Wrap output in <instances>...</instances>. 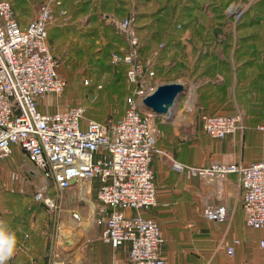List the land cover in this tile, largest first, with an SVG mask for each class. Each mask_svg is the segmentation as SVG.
<instances>
[{
  "label": "built area",
  "instance_id": "built-area-1",
  "mask_svg": "<svg viewBox=\"0 0 264 264\" xmlns=\"http://www.w3.org/2000/svg\"><path fill=\"white\" fill-rule=\"evenodd\" d=\"M52 16L50 3H45L21 29L11 3L0 0V160L18 147L36 174L60 191L82 184L90 189L91 182L96 181L94 210L100 239L113 249L127 245L129 264H167L160 254L163 238L157 222L141 215L157 205L151 168L157 133L153 114L144 111L141 102L158 84L153 59L140 57L136 16L129 13L119 21L127 48L113 56V62L126 68L132 95L123 116L103 124L85 121L81 107L53 114H43L37 108L39 97L59 96L66 86L48 43L47 25ZM202 128L209 138L223 140L245 127L238 115H210L203 117ZM255 130L264 133V123ZM172 168L205 183L235 175L245 226L264 232V161L248 165L213 163L208 167L174 162ZM71 179H76V184L67 186ZM89 189H84L85 195ZM33 200L49 210L56 209L44 187L36 190ZM202 215L207 221L224 222L228 208L209 205ZM259 246L264 249V239ZM233 252L230 246L226 254L232 256ZM54 258L53 264L61 263V256Z\"/></svg>",
  "mask_w": 264,
  "mask_h": 264
},
{
  "label": "crops",
  "instance_id": "crops-1",
  "mask_svg": "<svg viewBox=\"0 0 264 264\" xmlns=\"http://www.w3.org/2000/svg\"><path fill=\"white\" fill-rule=\"evenodd\" d=\"M135 1V14L154 15L152 18L159 17L160 20H167V15H187L185 18L189 20V18L193 19L194 15H205L209 12V0ZM217 1L222 6L225 3V0ZM55 4L57 5L54 10L56 19L60 14L71 13L73 23L84 29L99 27L109 29L112 25L118 28L119 21L133 9L128 0H56ZM214 10L217 12L218 7L213 8ZM140 18L143 21L145 19L144 16L138 17L137 25H140L138 23ZM159 23L153 25V30L167 27L163 25L164 21ZM136 24V32L142 34L140 27L137 30ZM19 26L23 29L27 25L23 27L19 24ZM171 42L169 46H173L174 50L168 55L162 54L164 59L160 61L161 68L163 64L174 62L172 73L178 69L185 71L189 68L192 70L193 77L210 79L208 83L205 82L206 84L199 82L193 87L195 95L200 93L201 101L205 99L210 103L206 107L207 111L213 115L240 113L245 118L247 127L243 136L229 137L222 141L208 140L197 148L193 147L195 152L199 150L200 161L179 159L178 163L190 167H208L213 163L229 164L241 161L244 164H251L264 161V134L254 129L256 125L264 123V38L227 37L197 41L189 38ZM48 43L51 48L49 38ZM186 45L204 46L198 51L200 55L198 54L197 60L192 54L188 56L191 59L190 62L195 63L193 66L187 62L185 50L181 49ZM144 47V50L148 49ZM209 47L210 50L214 47L215 53L209 51ZM153 52L149 58L154 59ZM39 99H37L39 112L53 114L54 109L51 108L52 112H50V108L45 107ZM170 116L171 114L166 117L170 118ZM165 133L169 134V129L161 132L162 135ZM168 153L170 154H164V156L154 155L152 159L151 168L158 194L157 205L151 209L150 213L143 215L145 218L156 221L160 226L163 237L160 254L167 264H264V249L259 246V242L264 239V232L245 226L242 198L236 185V176L228 175L214 183L195 179L188 182L180 180L169 162L174 152ZM94 182L97 185V182ZM172 184H176L174 197L170 194ZM81 196L84 198L83 191ZM30 200L35 202L33 199ZM13 202L14 204H9L5 211L6 216H1L0 210V219L6 220L17 231L19 238L17 251L7 264H51L55 249L52 247L53 230L33 228L29 217L25 216L26 212H30V207H27L26 202L19 198L18 201ZM218 204H224L228 208L226 222L204 219L203 209L206 206ZM127 214L133 215L134 212H127ZM91 221L90 219L87 225L82 224L84 225L81 229L83 233L90 230ZM35 225L38 226L39 223L35 222ZM170 238L181 239L180 243L184 248L181 255L175 252L174 248V244L179 242L176 240L173 242ZM234 241H238V244L235 245ZM84 242L85 240H82L79 247L73 251L75 253L73 264H129L128 246L125 245L119 249L111 248L100 239L99 229L91 231L88 241ZM83 243L84 245H81ZM57 246H61L60 243H57ZM230 246L234 249L232 256L226 254Z\"/></svg>",
  "mask_w": 264,
  "mask_h": 264
},
{
  "label": "rangeland",
  "instance_id": "rangeland-1",
  "mask_svg": "<svg viewBox=\"0 0 264 264\" xmlns=\"http://www.w3.org/2000/svg\"><path fill=\"white\" fill-rule=\"evenodd\" d=\"M6 1H9L13 6L14 16L23 27L38 15L43 4L50 3L51 5L53 16L47 25V36L52 54L57 62V72L64 79L66 86L59 96L45 95L39 97L40 99H38L44 103V106L50 108V112L53 108L54 113L71 107H81L85 121H95L100 124L109 119L117 120L121 118L126 110L127 101L132 95V86L126 79L125 66L120 62H113V56L123 53L127 48L124 34L115 25H112L109 29H101L100 27L84 29V27L73 23L71 13L60 14L56 19L54 12L57 6L55 4L56 0ZM224 2L222 6L218 4L217 0H209V12L205 15H194L192 16L193 19L189 18L187 20L185 18L187 15H167V20H160L159 17L152 18L154 15L135 14L136 1L128 0L129 5L133 8L128 13H133L137 20L138 17H145L144 21L141 18L138 21L140 25L136 24L137 30L140 27L142 33L140 34L137 31L140 45L148 48L144 50L142 47L140 57L142 59L149 58L153 51V55L156 54L153 56L155 59H153V65H155L153 69L157 84L180 83L185 89L182 96L171 108L170 118L152 115V124L157 133L152 159L154 155H169L168 152L172 151L174 153L171 161H169L171 165L174 162L178 163L179 159L198 162L201 158L200 152L198 149L195 152L193 147L197 148V146L208 140L222 141L211 139L204 133L202 119L205 116L213 115V113H209L206 108L210 103L205 99L201 101L200 93L195 95L193 92L194 85L199 82L208 83L210 79L193 77L191 75L192 70L189 68L185 71L178 69V71L172 73L174 62L163 64L164 66L161 68L160 61L164 59L162 54L168 55L174 50L173 46H169L172 40L178 41L191 38V40L197 41L198 39L209 40V38L227 37L264 38V0H225ZM215 7H218L217 12L213 11ZM161 21H164L163 25L167 27L153 30V25L160 24ZM203 47L186 45L181 49L185 50L187 62H190L191 59L188 56L192 54L197 60L200 55L198 51ZM209 51L215 53V48L212 47L210 50L209 47ZM194 64L192 62L190 66ZM237 115L242 118L245 128L226 138L243 136L247 129L245 118L240 113L220 115ZM167 129L170 133L162 135L161 132ZM238 162L244 164L241 161ZM175 175L180 180L187 182L191 179L204 182L177 171ZM90 186V189L88 188L89 192L84 198L80 194V188H68L62 191L56 189L53 182L46 181L42 176L36 174L35 169L26 161L22 151L15 147L8 158L0 160L1 216L7 215L5 211L8 209L9 204H14L13 201H18V198L24 200L27 207H30V212H26L25 216L29 217L32 227L53 230L52 247L53 249L55 247V253H52L51 264H53L56 255L61 256L64 264H73L75 253L72 250H69L71 253L63 250L61 246H57V243H60V238L65 235H71L77 237L79 241L85 240L87 242L90 232L98 229L95 210L91 214V210L97 202L96 183L92 181ZM40 187H44L46 195L54 200L56 209L49 210L45 206L37 205L39 202L35 203L30 200L33 199L34 193ZM175 190L176 184H172L170 190L172 197L176 196ZM75 211L78 213L80 220L82 218H84V222L92 220L89 231L83 233L81 229L84 225L80 227V225L77 226L78 224L74 223L71 214ZM151 211V209L143 211L141 215L148 214ZM35 222H38L39 225L36 226ZM170 224L173 225L174 223ZM83 235H85V238H83ZM170 239L173 242L175 240L179 242V244H174V248L175 252L177 251L181 255L184 250L183 244L180 243L181 239ZM84 243L81 245H84Z\"/></svg>",
  "mask_w": 264,
  "mask_h": 264
},
{
  "label": "water",
  "instance_id": "water-1",
  "mask_svg": "<svg viewBox=\"0 0 264 264\" xmlns=\"http://www.w3.org/2000/svg\"><path fill=\"white\" fill-rule=\"evenodd\" d=\"M184 87L180 83H168L158 85L155 91L142 100V107L157 117H166L169 115L175 102L182 96ZM76 179L69 180L66 185L74 186ZM81 241L71 235H65L60 238V244L65 251L74 250L79 247Z\"/></svg>",
  "mask_w": 264,
  "mask_h": 264
},
{
  "label": "clouds",
  "instance_id": "clouds-1",
  "mask_svg": "<svg viewBox=\"0 0 264 264\" xmlns=\"http://www.w3.org/2000/svg\"><path fill=\"white\" fill-rule=\"evenodd\" d=\"M27 238V234H25ZM19 244L17 231L0 219V264H7L15 255Z\"/></svg>",
  "mask_w": 264,
  "mask_h": 264
},
{
  "label": "bare ground",
  "instance_id": "bare-ground-1",
  "mask_svg": "<svg viewBox=\"0 0 264 264\" xmlns=\"http://www.w3.org/2000/svg\"><path fill=\"white\" fill-rule=\"evenodd\" d=\"M236 10H238V9H236ZM80 185H81V184H80ZM87 186H88V184H87V185H86V184H84V185L82 184V185L80 186V189H81L80 194H81V192L83 191L84 196H85L84 189L86 190V188H88ZM93 212H94V207H93ZM91 214H92V211H91ZM71 215H72V217H73V221H74V223L78 224L77 226L80 225V227H82V224H84V225H87V224H88V222H84V218H82V219L80 220L79 215H78V213H76V211L73 212ZM61 248L63 249L62 246H61ZM75 249H76V248H75ZM75 249H74V250H75ZM63 250H65V249H63ZM74 250H72V252H73ZM66 251H67V250H66ZM67 252H69V251H67ZM69 253H71V252H69ZM63 261H64V260H63ZM63 261L61 260V263H60V264H64Z\"/></svg>",
  "mask_w": 264,
  "mask_h": 264
},
{
  "label": "trees",
  "instance_id": "trees-1",
  "mask_svg": "<svg viewBox=\"0 0 264 264\" xmlns=\"http://www.w3.org/2000/svg\"><path fill=\"white\" fill-rule=\"evenodd\" d=\"M12 8H13V6H12ZM137 19V18H136ZM142 53V47L140 48V54ZM154 70V69H153Z\"/></svg>",
  "mask_w": 264,
  "mask_h": 264
}]
</instances>
